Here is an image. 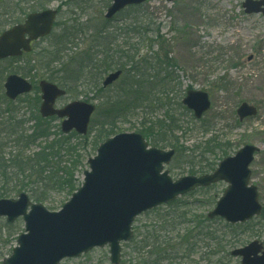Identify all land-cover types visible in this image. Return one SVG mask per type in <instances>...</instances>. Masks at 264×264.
Instances as JSON below:
<instances>
[{"label": "rangeland", "instance_id": "374dc122", "mask_svg": "<svg viewBox=\"0 0 264 264\" xmlns=\"http://www.w3.org/2000/svg\"><path fill=\"white\" fill-rule=\"evenodd\" d=\"M243 1L148 0L145 2L143 9L150 12L159 27L156 42L147 44L138 36H134L128 43H136L135 48H129V44L122 46L124 39L120 36L116 46H122L128 54L131 53L139 58L148 52L151 55V51H158L161 60L165 61L160 64L163 70L160 76L169 73L177 77L184 93L175 91L170 93L168 98L171 100L164 99L163 105H158L154 100L140 101L138 108L130 109L127 114L114 121L112 130L114 134L142 133L141 129L146 121H158L168 115L175 116L183 128L175 133L179 147L166 148L174 149L175 154L172 161L165 166L174 179L193 174L191 173L193 166L200 169L206 163L218 164L224 157L234 155L244 145L259 146L260 151L255 153L251 163V183L258 187L260 202L264 206V16L245 13ZM110 4L111 0H50L48 7L59 9L52 34L35 42L33 50L20 59L0 62V102L5 96L6 76L10 73L23 75L21 71L24 70L29 73L27 78L35 83L36 90L21 96L15 105L20 106V114L26 113L31 108L37 109L39 113L41 102L39 81L51 77H63L65 75L63 62L71 63L73 58L85 53L90 47L95 48L100 39H93V29L125 26L122 18L128 16L126 11L118 15V20L109 23L105 21V13ZM23 19L24 16L20 20ZM88 28H91V31ZM55 42L61 44L52 48L51 44ZM59 55L63 57L61 62H54ZM102 56L105 55H98V57ZM110 72L112 71L101 76L100 84ZM81 75L77 76L76 82L82 80L83 75ZM92 77L91 75L89 78L91 85L82 84L77 87L74 82L67 95L57 102V107L72 100H86L96 105L87 135L91 132V139L97 138L98 145L97 142L93 145L91 140L87 149V158L78 172L81 183L83 171L89 169L88 159L96 155L99 144L105 139L103 135H108L112 131L108 125L102 126L107 121V110L112 105L108 100L110 96L118 98L124 85L130 80L124 73L115 84L104 91H99L93 84ZM190 86L191 89L207 91L212 100L211 108L199 120L182 102L181 105L178 103L179 100L182 101ZM38 97L39 103L36 107ZM243 101L254 105L258 113L240 121L237 108ZM212 135H216L215 138L219 139L218 147H222L223 152L218 151L216 154L207 152L204 143ZM227 186L226 182L220 181L211 189L200 190L186 199L217 201ZM16 197L17 195L13 196ZM70 197L64 193L54 192L50 201L42 203L48 210L57 211ZM214 205L205 210L206 214ZM194 207L198 211H203L199 208L200 204ZM143 214L136 217L133 227H143L141 231L144 233V225H150L152 222ZM263 222L264 219L258 216L250 222L246 232L238 230L241 241L230 250L256 239L264 243V236L259 233ZM6 224L8 226H5ZM179 227L183 229L187 225L182 224ZM245 228L248 226L242 227ZM13 229L18 231L11 238L7 237L8 232ZM24 231L25 222L22 217L13 223H8L5 217L0 218V263L12 254L17 245L16 238ZM130 251L131 247L123 243L121 262L129 261ZM197 251L190 259L164 260L161 264H206L201 259L202 252L206 251L205 245L202 244ZM106 260L110 263L108 246L96 247L79 257L64 259L60 264H103ZM217 264H241V260L230 254Z\"/></svg>", "mask_w": 264, "mask_h": 264}, {"label": "water", "instance_id": "95a60500", "mask_svg": "<svg viewBox=\"0 0 264 264\" xmlns=\"http://www.w3.org/2000/svg\"><path fill=\"white\" fill-rule=\"evenodd\" d=\"M147 0H112L105 17L111 19L129 5ZM247 13L264 14V0H245ZM57 9L30 13L24 22L8 28L0 35V60L19 56L32 49L31 42L44 37L53 29ZM122 71L107 75L104 87L113 84ZM43 117L57 115L64 133L75 130L88 133L95 105L74 100L61 108L55 106L66 90L48 80L39 82ZM5 94L15 100L33 90V84L18 74H10L4 83ZM184 105L200 119L211 107L209 94L189 90ZM254 105L243 102L237 109L239 119L255 116ZM259 148L245 145L235 155L224 158L217 168L200 176L186 175L174 180L165 164L175 153L150 147L142 134L122 132L102 142L94 157L88 159L89 169L83 171V183L57 211L48 210L43 203L34 202L27 192L17 198L0 199V217L12 223L19 217L25 221V231L17 239L12 254L2 264H60L65 258L79 257L95 247L109 246L110 261H121L122 243L133 236L136 217L162 204L176 200L198 187H208L225 181L229 185L209 211L208 217L245 223L261 214L263 205L256 185L250 184V164ZM231 254L242 264H264V245L254 240Z\"/></svg>", "mask_w": 264, "mask_h": 264}, {"label": "trees", "instance_id": "16d2710c", "mask_svg": "<svg viewBox=\"0 0 264 264\" xmlns=\"http://www.w3.org/2000/svg\"><path fill=\"white\" fill-rule=\"evenodd\" d=\"M49 2L50 0H0V34L7 27L19 22L22 16L47 7ZM143 6L144 4L132 5L119 13L125 11L128 13L127 17L122 18L125 22L124 27L116 25L114 28L93 29V39H100L95 48L90 47L85 53L73 58L71 63L63 62L65 66L63 77L49 78L68 91L74 82L77 87L82 84L91 85L89 78L92 75L95 87L99 91H104L107 88L100 84L101 76L116 69L123 70V75L126 73L130 80L124 85L118 98L110 96L108 102L112 105L107 110V121L102 125L103 127L108 125L111 130L114 121L127 114L130 109L138 108L140 101L154 100L158 105H163L164 99L171 100L168 98L170 93L174 91L184 93L177 77L169 73L160 76L163 71L160 64L165 61L161 60L158 51H151V55L148 52L139 58L128 54L122 47L129 44V48H135L136 43H128L134 36H138L147 44L156 42L159 27ZM118 15L112 20L105 21L109 23L118 20ZM88 29L91 31V28ZM120 36H123L124 43L122 46H116ZM59 44L61 43L55 42L51 46L56 48ZM62 59L63 57L59 55L54 62H61ZM21 72L29 77L28 72L24 70ZM79 74L83 75L82 80L79 79L80 84L79 81L76 82ZM190 88L191 86L188 87ZM16 101L3 96L0 102V198L13 197L23 191L28 192L34 201L43 203L50 201L54 192L71 196L81 185L78 172L87 158L91 140L94 145L98 139H91V132L88 135H79L74 131L65 134L61 131L60 122L56 123L59 121L56 116L43 118L37 109L31 108L20 114V106L15 105ZM36 101L37 107L39 97ZM136 102L138 103L134 105ZM181 102L178 101L179 105ZM182 128L175 116L168 115L158 121H146L141 132L152 146L178 148L175 133ZM113 132L112 130L103 137L107 139L114 135ZM215 136L212 135L204 143L208 153L216 154L223 150L222 147H218L219 139ZM34 146L35 149L32 148ZM206 164L200 169L193 166L191 173L204 174L217 166L215 162ZM214 186L215 184L207 188H198L173 202L145 212L143 215L148 217L152 224L144 225V233L141 231L143 227L134 226L133 238L124 243L131 247L129 261H122L120 264H161L164 260L190 259L202 244L205 245L206 251L202 252L201 259L206 264H217L225 260L230 255V249L241 241L238 230L246 232L252 220L230 224L220 218L210 219L205 210L214 205L216 200L187 201V197ZM197 204L201 205L199 208L203 209L202 212L195 209L194 206ZM259 217L264 219V208ZM182 224H186L187 227L180 228ZM247 226L248 228L242 229ZM17 231L13 229L8 232L7 237L11 238ZM259 233L264 236V222L261 223ZM103 264L111 263L106 260Z\"/></svg>", "mask_w": 264, "mask_h": 264}, {"label": "flooded vegetation", "instance_id": "af4514ba", "mask_svg": "<svg viewBox=\"0 0 264 264\" xmlns=\"http://www.w3.org/2000/svg\"><path fill=\"white\" fill-rule=\"evenodd\" d=\"M34 44H35V42L32 45H34ZM24 55H25V53L22 56H24Z\"/></svg>", "mask_w": 264, "mask_h": 264}]
</instances>
